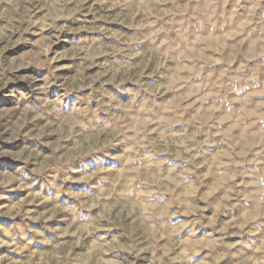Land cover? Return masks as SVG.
<instances>
[{"label":"clouds","instance_id":"obj_1","mask_svg":"<svg viewBox=\"0 0 264 264\" xmlns=\"http://www.w3.org/2000/svg\"><path fill=\"white\" fill-rule=\"evenodd\" d=\"M0 94V264H264V0H0Z\"/></svg>","mask_w":264,"mask_h":264},{"label":"rangeland","instance_id":"obj_2","mask_svg":"<svg viewBox=\"0 0 264 264\" xmlns=\"http://www.w3.org/2000/svg\"><path fill=\"white\" fill-rule=\"evenodd\" d=\"M238 35L239 34H237V36ZM224 39L226 42H230L232 37L226 35ZM219 41H220L219 36L210 35L207 38V43H206V46L214 52V55L211 57V59L213 61V65L216 67H218L221 63H223L221 56L226 51V44L224 47L217 49L216 46L219 44ZM58 51H60V49H58ZM63 63L64 61H57V64H63ZM235 63L236 61L234 60L231 65H228V67L225 69L224 72H221L219 74L218 78L216 77L215 72H208L207 80L204 83L195 82L197 79L196 74L194 70L190 68L189 65L186 64L185 68L188 69V80L183 81V78H182V83L184 84L185 87L191 84V87H188V90L186 93H184L183 89H181L182 99L176 105V109L178 112H180L181 116L186 117L189 113H191L192 118L196 119V118L203 116L205 109H207L208 112L218 111L217 105L214 103V101L216 97L219 96L222 93L223 89L226 87V85L222 81L225 78L228 68H231L232 66H234ZM207 67H208L207 64H204L201 67V72H200L201 76L204 75V69ZM205 83L208 85L209 90L206 92L205 95L199 96L197 93L198 91H202L204 89ZM165 94L168 95V93H165ZM234 103L237 105L240 104L238 100H235ZM250 105H251V101L248 102L247 106L239 107V112H240L239 119L241 121L260 118L261 113L257 111L256 109L250 110ZM0 107H12L11 98L0 94ZM258 108H259V105H257V109ZM235 118L236 117H233V116L227 117V121H226L227 131L231 134L232 137H234L237 132H240L241 137L246 138L247 132L250 131L251 129L245 128L241 130L239 124L233 126L231 124V121ZM145 127L146 128L151 127V125L149 124V125H146ZM253 137L255 138V132H253ZM17 143L19 142L17 141ZM224 148H225V151H223V154L220 157L219 163L226 167L228 166V162L231 161L232 157H231V153L226 150L227 145H225ZM173 151L177 152L178 149L174 148ZM17 163L18 162H13L11 161L10 158H7V157L0 158V170L7 169L9 171H13ZM216 165H217V161L215 158H213L211 164L205 165L204 163H201L199 167L203 168L207 166L208 170L211 171L216 167ZM68 183H74V181H69ZM36 190H38V188ZM43 194L47 195V192ZM9 195L11 196L12 200L15 202L23 198V196L27 195V191L17 190L16 192L9 193ZM3 203H7V202L0 201V204H3ZM32 207L37 208V210H43V205H32ZM3 219H6V218H0V220H3Z\"/></svg>","mask_w":264,"mask_h":264}]
</instances>
